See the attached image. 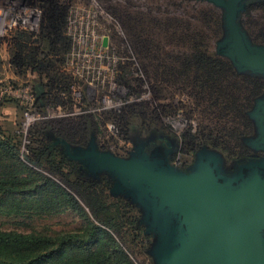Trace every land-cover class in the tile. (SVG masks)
<instances>
[{
    "label": "rangeland",
    "instance_id": "1",
    "mask_svg": "<svg viewBox=\"0 0 264 264\" xmlns=\"http://www.w3.org/2000/svg\"><path fill=\"white\" fill-rule=\"evenodd\" d=\"M42 2L47 11L38 28L23 26L14 39L0 43V84L29 80L39 64L47 80L73 82L68 66L64 70L65 27L70 6L79 3L80 17L94 24L91 32L112 40L107 90L123 105L98 112L96 102L90 103L80 119L70 117L76 109L70 102L66 115L49 120L33 137L31 127L22 132L17 105L0 104V139L18 147V155L0 148V234L19 241L14 247L0 244V264H156V239L143 209L114 194L108 174L71 159L66 144L75 150L94 142L100 151L130 158L136 146L147 147L156 137L175 139L171 166L190 173L209 153L232 174L244 162L264 158L253 145L264 76L240 71L218 52L228 35L225 12L207 1ZM241 30L251 45L264 48V7L254 9ZM49 123L56 124L47 130ZM72 237L80 240L63 243Z\"/></svg>",
    "mask_w": 264,
    "mask_h": 264
},
{
    "label": "water",
    "instance_id": "2",
    "mask_svg": "<svg viewBox=\"0 0 264 264\" xmlns=\"http://www.w3.org/2000/svg\"><path fill=\"white\" fill-rule=\"evenodd\" d=\"M225 9L228 35L218 52L240 71L264 76V48L250 44L237 23L246 0H202ZM107 41H104L106 45ZM264 151V99L254 112ZM67 155L96 174L106 173L113 193L124 194L144 212L148 233L156 241V264H264V158L252 159L227 174L217 155L204 153L190 173L171 166L157 148L135 147L130 158L87 149Z\"/></svg>",
    "mask_w": 264,
    "mask_h": 264
},
{
    "label": "built area",
    "instance_id": "3",
    "mask_svg": "<svg viewBox=\"0 0 264 264\" xmlns=\"http://www.w3.org/2000/svg\"><path fill=\"white\" fill-rule=\"evenodd\" d=\"M46 1L60 3L63 0ZM79 10V3L70 6L65 27L69 51L64 70L68 66L66 71L74 80L69 85H56L53 91L57 97L73 102L76 109L70 117L84 116L86 105L94 102L98 112L114 111L123 105L121 99L107 90L113 81V76H108L111 72L109 60L114 50L112 40L107 36L99 38L91 32V25L94 24L85 23ZM46 11L47 5L42 0H0V43L14 39L13 34L23 26L38 28ZM30 75L32 77L26 81L15 79L0 84V104L13 102L23 108L22 132L25 134L37 122L66 115L65 106L48 101V81L38 83L34 80L33 71Z\"/></svg>",
    "mask_w": 264,
    "mask_h": 264
},
{
    "label": "trees",
    "instance_id": "4",
    "mask_svg": "<svg viewBox=\"0 0 264 264\" xmlns=\"http://www.w3.org/2000/svg\"><path fill=\"white\" fill-rule=\"evenodd\" d=\"M14 63H16V62L14 61ZM39 65H40V67L42 66V64H39ZM39 65H37V67L35 66L34 69H31V72L33 71V74H34V76H33L34 77V80H36V82H38V83L42 82L44 80L45 76H46L43 73L44 71H42L40 69ZM45 80H47V78H45ZM55 80H56L55 82H51L49 79L47 80L48 82L46 83L47 84L46 87H47L48 91H50V92H51V90L54 91L56 85L66 84V83L60 81V79H55ZM69 84H70V82L67 83L66 85H69ZM53 91H52V93H53ZM53 96L55 98L54 99L55 105L65 106L66 104H69L70 103L67 100H64V99H61V98L57 97L55 93H53ZM17 108L19 109V111H21V113H23V116H24V110H23V108L20 105H17ZM81 118L82 117H80V119ZM22 119H23V117H22ZM45 123H48V121H45V122L44 121L43 122H37V123L33 124L31 126V128H30L31 135H32V133H34L33 134V137H37V135H39V132H41L40 129H39L40 126H42ZM49 124L47 125V130L49 128H51L52 125H54L56 123H49ZM52 147H53L52 144L50 145V147L44 146V147H42V148L39 149V153L43 155V153L46 152V150H48L49 148H52ZM0 148L3 149L5 152L10 153V154L18 155V147L16 145H13L8 140L0 139ZM71 240L72 241H79L80 239L72 237V238L64 239L63 240V243H65L67 241H71ZM18 243H19V241L16 239V237H13V236L5 237L4 235H1L0 234V244H5V245L9 244V246L14 247V244H18ZM120 250H122L121 247H120V245L116 244L115 245V251H116V253L117 254H120L119 253ZM103 261H106V260H103ZM26 264H31V263L30 262H27ZM124 264H128V263H124Z\"/></svg>",
    "mask_w": 264,
    "mask_h": 264
},
{
    "label": "flooded vegetation",
    "instance_id": "5",
    "mask_svg": "<svg viewBox=\"0 0 264 264\" xmlns=\"http://www.w3.org/2000/svg\"><path fill=\"white\" fill-rule=\"evenodd\" d=\"M261 7H264V0H246L244 2L243 10L238 15L237 23L239 24V26L242 27L245 24H247L248 18L251 15L252 11L254 9H258ZM223 12H225L224 8H222V13ZM248 72L252 76H256V77L263 76V75L253 73L251 71H248ZM157 148L162 149L164 154H167V156L170 158V162L172 163V160L177 153V144L175 142V139L173 140V139H166L163 137H156L152 141L148 142L147 147H146V152L150 154Z\"/></svg>",
    "mask_w": 264,
    "mask_h": 264
}]
</instances>
